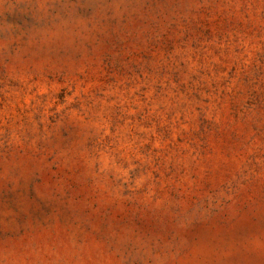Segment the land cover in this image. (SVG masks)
Wrapping results in <instances>:
<instances>
[{
    "label": "rangeland",
    "instance_id": "rangeland-1",
    "mask_svg": "<svg viewBox=\"0 0 264 264\" xmlns=\"http://www.w3.org/2000/svg\"><path fill=\"white\" fill-rule=\"evenodd\" d=\"M0 264H264V0H0Z\"/></svg>",
    "mask_w": 264,
    "mask_h": 264
}]
</instances>
